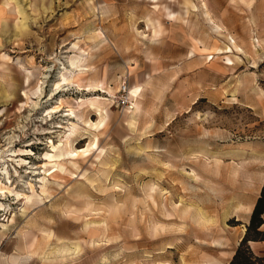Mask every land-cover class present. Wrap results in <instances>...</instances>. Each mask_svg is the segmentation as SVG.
Masks as SVG:
<instances>
[{"label":"rangeland","instance_id":"1","mask_svg":"<svg viewBox=\"0 0 264 264\" xmlns=\"http://www.w3.org/2000/svg\"><path fill=\"white\" fill-rule=\"evenodd\" d=\"M0 7V264H229L252 214L224 211L264 171V0Z\"/></svg>","mask_w":264,"mask_h":264},{"label":"bare ground","instance_id":"2","mask_svg":"<svg viewBox=\"0 0 264 264\" xmlns=\"http://www.w3.org/2000/svg\"><path fill=\"white\" fill-rule=\"evenodd\" d=\"M156 1V0H154ZM191 3V6L193 7L194 10H197L198 9V6L197 4L194 2V1H190ZM5 4H9V1H6ZM4 8L0 7V20H1V17L3 15V12H4ZM209 21H211L212 25H213V29L216 30V31H220L221 30V26L216 23L212 17H209ZM233 44L235 46H237V44L235 43V40H233ZM218 49V52H230L233 50V46L231 45H226L224 47H219L217 48ZM229 59V63H234L233 59L231 57H228ZM62 79L64 81H70L69 79V76H68V73L67 72H63L62 74ZM60 86V82H57V87ZM141 89V86L140 85H135L134 87L131 88V95L132 96H135L136 97V101H135V104H136V110L139 109V103L137 102V96L139 94V91ZM107 90H105L106 92ZM110 91V90H108ZM111 92V91H110ZM42 93V90L40 92V94ZM112 96V95H111ZM106 100H108L109 98H105ZM99 104H102L103 102L101 100H96ZM58 105H55L51 111H57V108ZM134 109V110H135ZM101 110V109H100ZM102 114V113H100ZM104 117L102 116L101 120L99 122H95L93 125H96V126H99L100 123H102L104 121L103 119ZM104 123V122H103ZM75 124V123H73ZM58 126H61L58 124ZM67 142L70 143L71 142V138H70V135L67 136ZM96 144H98V141H96ZM59 147V144H55V142L52 143V151L56 152L57 148ZM70 150L74 151L75 152V156L72 157V158H76L78 157L82 152H84L85 150H88L89 148H85V149H82V150H79L77 149L78 147H75L74 145H72L70 143V146H69ZM47 155L51 158L52 156H55L56 153H47ZM57 164L62 167V163L60 164L59 162H57ZM264 183V171L259 175V185H258V192H260V189L262 187ZM45 189V187H44ZM4 190V187L0 186V191H3ZM255 201H256V197H251L250 195H246V196H242L241 198H239V200L237 201V203L235 205H227L226 206V209L224 211V215L225 216H228L229 214H231L232 212L233 213H237L239 216H243L246 218V220L248 221L249 220V217L250 215L252 214L253 212V209H254V205H255ZM0 205H2L0 203ZM3 224V230L6 229V224L5 223H2ZM245 227H243V231H244ZM239 239H241V237H239ZM234 239L232 237H227L225 239L226 243L229 241V242H232ZM224 242V241H223ZM222 240L220 239H214V243L215 244H218V245H222L223 244ZM237 242H239V240H237ZM234 251L231 252V255L230 257L233 255ZM206 264H227V261L224 260V257L221 258V259H211L209 260Z\"/></svg>","mask_w":264,"mask_h":264},{"label":"trees","instance_id":"3","mask_svg":"<svg viewBox=\"0 0 264 264\" xmlns=\"http://www.w3.org/2000/svg\"><path fill=\"white\" fill-rule=\"evenodd\" d=\"M264 183L252 212L245 236L241 239L229 264H264V254H256L249 240H264ZM263 227V228H262Z\"/></svg>","mask_w":264,"mask_h":264},{"label":"built area","instance_id":"4","mask_svg":"<svg viewBox=\"0 0 264 264\" xmlns=\"http://www.w3.org/2000/svg\"><path fill=\"white\" fill-rule=\"evenodd\" d=\"M122 96H121V103L125 106V108L129 109L133 107L134 101L130 96V86L127 80H124L120 86Z\"/></svg>","mask_w":264,"mask_h":264},{"label":"crops","instance_id":"5","mask_svg":"<svg viewBox=\"0 0 264 264\" xmlns=\"http://www.w3.org/2000/svg\"><path fill=\"white\" fill-rule=\"evenodd\" d=\"M249 243L256 254H264V240L251 239Z\"/></svg>","mask_w":264,"mask_h":264},{"label":"water","instance_id":"6","mask_svg":"<svg viewBox=\"0 0 264 264\" xmlns=\"http://www.w3.org/2000/svg\"><path fill=\"white\" fill-rule=\"evenodd\" d=\"M243 238V237H242Z\"/></svg>","mask_w":264,"mask_h":264}]
</instances>
